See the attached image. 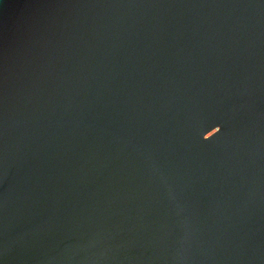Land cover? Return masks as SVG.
Instances as JSON below:
<instances>
[{"label":"water","instance_id":"water-1","mask_svg":"<svg viewBox=\"0 0 264 264\" xmlns=\"http://www.w3.org/2000/svg\"><path fill=\"white\" fill-rule=\"evenodd\" d=\"M0 264H264V0H0Z\"/></svg>","mask_w":264,"mask_h":264}]
</instances>
